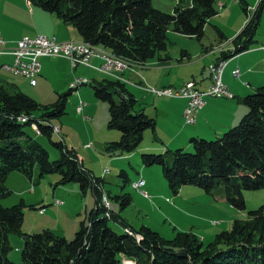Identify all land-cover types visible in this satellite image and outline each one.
I'll return each mask as SVG.
<instances>
[{"label":"trees","instance_id":"16d2710c","mask_svg":"<svg viewBox=\"0 0 264 264\" xmlns=\"http://www.w3.org/2000/svg\"><path fill=\"white\" fill-rule=\"evenodd\" d=\"M33 1L75 26L82 40L104 46L133 63L147 62L168 49L170 25L176 32L202 38L209 20L218 14L217 0H178L173 13L156 8L153 0ZM259 7L233 39L234 51L227 53L226 58L254 44L261 17ZM92 88L98 99L109 104L108 126L121 131L120 139L110 142L109 148L121 154L137 150L144 132L155 130L156 119L137 109V100L118 79L105 77L93 81ZM72 90L61 94L54 103L41 104L14 84L0 83V198L10 193L5 182L12 171L31 176L37 164L42 176L59 172L61 183L79 182L83 190L91 186L96 196L89 222L81 223L72 240L49 229L24 233L20 264H127L128 260L132 264H264V204L250 210L246 219H235L230 229L219 232L206 246L192 232H179L175 238L166 239L146 225L134 228L112 211L110 217L106 216L108 210L101 203L103 194L99 187L103 178L83 170L77 156L63 142L54 143L62 151L57 160H51L49 152L33 138L23 142L21 138L27 135L25 127L33 125V121H37L36 132L39 129L41 134L51 136L50 125L32 115L42 108L41 119L60 117L66 112L67 96ZM242 103L248 112L221 136L214 140L193 138V152L179 148L166 153H143V164L160 165L175 193L186 184L207 192L222 185L221 193L227 202L245 210L244 191L264 188V85L243 97ZM115 198L121 200L123 207L132 200L128 193ZM24 207V202L10 207L0 204V264H17L9 257L13 249L10 234L21 232ZM111 219L120 220L122 232L110 225ZM128 226L138 234H130L125 230Z\"/></svg>","mask_w":264,"mask_h":264},{"label":"rangeland","instance_id":"374dc122","mask_svg":"<svg viewBox=\"0 0 264 264\" xmlns=\"http://www.w3.org/2000/svg\"><path fill=\"white\" fill-rule=\"evenodd\" d=\"M7 1L9 0H0V5L2 4L3 10L7 7ZM177 2L178 0H153V5L160 10L173 13ZM231 3L233 4V7L231 6V12L229 13L230 16L235 18L237 15H240L238 20L241 23L242 19L245 26L249 23L251 15L254 12L256 6L260 3H264V1L246 0V3L242 4L241 1L231 0ZM216 7L218 14L209 20L208 25L205 28V34L202 38L176 32L173 28V25L169 26L167 31V41L168 49L172 54L175 53V49L177 50L184 48L183 44L185 43H198L199 46H201L202 43H213V45H217L218 43L222 44L223 42L233 43V39H231V36L228 32H232L239 24L236 23L235 27L231 28V26L235 23V20L231 19L226 25V19L222 20L219 18L221 11L218 8V4H216ZM244 8H248L249 10L245 11ZM221 31L224 33L227 32L226 34L228 35H225L226 38H228L227 40L221 39ZM262 34L264 36V28L262 30ZM258 36L259 34L256 37ZM18 40L15 42L13 47L7 46V49L0 53H11L14 56L12 49L17 45ZM55 40L58 41L57 39ZM69 41L88 42L84 40ZM93 45H95L96 48L102 52L105 51L117 56L110 49L104 46L96 44ZM120 58L128 62V67L126 69H128L130 65L133 64V62H130L123 57ZM211 59H215L214 55L211 56ZM101 60L102 65L104 60L102 58ZM222 60L227 64L226 59ZM13 63L14 60L11 64L6 65H12ZM208 64L209 63H205L203 65L202 63V69H204V67H206ZM211 66L212 64H210L209 69L212 72L213 70ZM9 71L10 70H0V78L4 80L8 79L16 83L19 79L25 78L30 81L27 76ZM124 71L120 72L118 75L120 77L119 79L121 80L122 73H124ZM84 76V78H90V76ZM212 76L214 78V73ZM78 77L79 76L75 77L74 79H77ZM90 82L93 83L91 80ZM92 83H87L78 87L73 93L67 96L66 112L60 117H53L49 120L46 118L41 119L44 109L41 108L40 110L34 112V115H32L33 117L36 116L40 122L50 125L52 129L51 136L47 133L41 134L36 132L34 128L37 127V121H33V125L31 124L25 127L27 135L23 136L21 140L25 142L26 138H33L42 144V146L49 152L51 160H57L61 157L62 151L54 143H62L63 139H65L66 144L64 142L63 143L67 146L69 151H71V154H73V156H78L77 158L81 164L82 160H84L83 162H85V164H82V169L89 170L92 176L95 178H103L102 182L99 184V187L100 189L105 188L106 193L104 190H102L103 195L101 203L104 204V198L107 197L110 204V211L113 210L112 212L115 215L125 218L128 223L130 222L137 229L143 225H146L152 229L155 228V231L160 233L164 238L170 240L175 238L179 232H192L197 234L199 237L205 238L204 245L206 246L214 240L219 232L230 229L235 219H246L250 210H256L262 204H264V188L257 190H245L244 196L246 199L247 208L245 210H239L232 206L224 198L223 194L221 193L223 189L222 185H218L213 192H207L205 189L199 186L186 184L182 187L185 190L183 195H181V199H176V197L180 195V190L182 188L177 193L171 189L160 165L148 166L146 168V179L152 184L154 188H152L151 191L149 189V191L146 190L144 187L143 190H139L134 186L133 183L134 181L141 178L140 165L142 164V156L141 154L139 155L136 153L131 158H123L125 156L124 154H120L118 151H114V149L109 148L108 145L110 142L105 144L104 150L102 138H105V133L121 134V131L118 129L113 130L108 128L107 124L109 121V104L95 96ZM185 83L186 82H184L178 88L173 89L178 90ZM61 84L62 82L54 80L50 86H45L46 92L44 94L32 96H34L33 98L39 103L42 102L41 104H48V102L53 103L55 100L59 99L60 93L63 94L72 88V86L71 88L69 86L64 90L60 89L62 91H59L58 94L56 92L53 94L54 90L59 88L58 85ZM31 87H33V90L36 91L37 89L41 88V83H39L38 86L35 85ZM153 88L161 89L172 87L150 86L148 89L156 96L171 97L169 95H159L152 91ZM80 90H82L83 95L76 97V94H78ZM91 95H93L97 101L96 105H94L96 112L93 113L96 115H93L89 111L92 117L90 115H84V117H87L85 120L83 116L77 112V108L82 101H84L86 105L87 103L88 105L92 104V102L89 101ZM177 98H185L187 100L186 107L188 106V97L184 95H178ZM152 114L155 115L154 112ZM88 118H94V120L87 121L89 120ZM51 125L59 126L60 131L58 132L57 130H53ZM172 150H176V148ZM193 150V145L190 149H185L187 152H193ZM101 152L103 153L101 154ZM113 158H120V162L124 163L126 167L123 168L116 166L114 161L113 163L111 162ZM167 158L168 162L171 163V153L168 154ZM122 169L127 171L125 175L121 174L123 171ZM61 177L62 175L59 172L46 173L42 176L41 168L38 164L34 167L31 176H28L27 174L17 170L12 171L8 175L5 186L10 191V193L0 198V204L5 207H10L20 202H24L25 204L21 232H14L10 234V241L13 249L9 253V257L15 263L20 264L22 260L21 253L25 242V238L23 236L24 233L32 234L40 232L44 229H49L57 235L64 236L68 240H72L75 237L76 232H78V230L81 228V222H89L91 211L96 206V197L93 188L91 186H87V189L83 190L81 184L75 181L61 183ZM144 191L147 193V195H145ZM124 193L131 195L132 200L130 204L123 207L121 200L115 197ZM109 223L116 230L122 232L123 227L119 223V220L111 219ZM127 229L129 230L130 234H132L131 232L134 231L129 226ZM134 232L136 233V231Z\"/></svg>","mask_w":264,"mask_h":264},{"label":"crops","instance_id":"0c3cea01","mask_svg":"<svg viewBox=\"0 0 264 264\" xmlns=\"http://www.w3.org/2000/svg\"><path fill=\"white\" fill-rule=\"evenodd\" d=\"M243 1L246 3V0ZM6 4L7 7L4 10L2 4L0 5V34L7 41V46L9 47H13L15 42L24 35L35 36L42 34L50 38H55L58 41L82 40L75 26L64 22L55 13L43 10L33 0H9ZM216 4H218V8L221 11L219 18L222 20L226 19V25L231 19L235 20L231 28H234L236 23L239 24L232 32H228L231 39H234L241 32L244 21L241 19V23L239 22L240 15H237L235 18L230 16L231 6L233 7L231 0H217ZM259 6L261 7V17L254 37V44L249 49L231 58H226V54L234 51V43L223 42L217 45H213V43H202L201 46L198 43H185L183 44L184 48L175 49V53L173 54L168 49L161 51L145 63L131 64L122 73L121 80L118 76L99 71L96 67L101 65L102 60L98 57H93L91 59V65L89 66L79 65L74 67L72 62L67 58L45 56L40 59L41 71L37 75L36 86L41 83V88L34 91L31 86L35 85H31L30 81L25 77H23L25 79H19L17 83L0 78V83L14 84L20 91L34 97L32 95L39 96L44 94L46 92L45 86H50L54 80L62 82L61 85H58L59 88H54L53 94L55 92L58 94L59 91H62L60 89L64 90L69 86L71 88L72 84L79 78L83 79L85 77L84 75L90 76V78H84L88 79L89 82L90 80H102L105 77L118 79L125 84L127 91L137 100V109L143 110L157 121L155 130L147 129L144 132L143 141L138 149L132 153L124 154L125 156L123 158H131L136 153L141 154V156L143 153H166L178 147L184 150L190 149L193 138L213 140L237 125L248 112V107L242 103V98L256 92L259 87L264 85V48H262L264 46V36L262 34L264 28V3L256 6L251 17L254 16ZM226 33L221 31V39H228L225 36L228 35ZM258 34L259 36L256 37ZM212 55L215 57L214 60L211 59ZM222 59H226L227 61L223 72V81L235 96L232 98L205 96L204 99L206 102L199 111L196 122L193 124L187 123L185 119V107L187 104L185 98L156 96L148 90L150 86L178 88L189 80L195 81L198 89L206 90L212 83V72L209 69L210 64L217 63ZM13 60L14 56L11 53H0V70L8 71L4 65L11 64ZM202 63L203 65L205 63L209 64L202 69ZM237 69L239 70V75H235L234 73ZM77 76L79 77L74 79ZM80 86L72 87V93ZM82 95V90H80L76 94V97ZM89 101L92 104L88 105L87 103L86 105L82 101L80 104L82 109H78L80 105L77 108V112L84 119L87 118L84 115H90L96 112V108H94L97 102L95 97L91 95ZM48 104H51V102H48ZM153 112L155 115L152 114ZM88 119L87 121L94 120V118ZM108 128L110 127L108 126ZM110 129L116 130L114 128ZM120 137V133H105V138H102L104 150L106 143L117 141ZM63 142L66 144L65 139H63ZM83 161L82 164L84 165L85 162ZM113 161L118 167H126L124 163L120 162V158H113L111 162L113 163ZM147 167L142 162L140 165V179H144L145 181L144 188L151 191L154 187L146 179ZM122 170L127 173L125 169ZM102 190L106 193L105 188ZM184 190L183 188L180 190V195L176 199H181ZM119 223L123 227L120 220ZM130 225L133 226L131 223ZM200 238L203 241L205 240L203 237Z\"/></svg>","mask_w":264,"mask_h":264},{"label":"built area","instance_id":"2783aa9c","mask_svg":"<svg viewBox=\"0 0 264 264\" xmlns=\"http://www.w3.org/2000/svg\"><path fill=\"white\" fill-rule=\"evenodd\" d=\"M5 49H7V43L0 35V52H4ZM12 53L15 56L14 63L12 65H4V67L12 72L27 76L32 85L37 84V75L41 71L40 58L43 56H63L68 58L73 66L90 65V59L93 56H98L104 60V63L96 68L99 71L113 76H118L120 72L128 67V62L123 61L121 58L109 57L106 52H99L95 45H87L84 42L74 41L58 42L44 35L22 37L12 49ZM225 65L226 62L223 60L217 64H212L211 68L213 70L212 74L214 73V78L212 76V83L206 90H200L196 87L194 81H188L178 90L173 88H153L152 91L159 95H169L171 97L184 95L188 97L189 103L185 109V119L187 123L193 124L196 122L198 113L206 102L204 99L205 96L233 97L234 94L223 81ZM234 73L235 75H239V70H235ZM118 78L120 77L118 76ZM88 82V79L79 78L72 84V87H77ZM78 109L81 110L82 106L80 105ZM21 117L27 116H20L19 118ZM51 126L53 130L60 131L59 126ZM37 132L41 133L39 129H37ZM134 186L139 190H143V187H141V179L135 181ZM144 193L147 195L145 191ZM103 203L108 210L105 215L110 217V204L107 197L104 198ZM125 230L128 229L126 228ZM126 262L127 264H132V261L128 260Z\"/></svg>","mask_w":264,"mask_h":264},{"label":"bare ground","instance_id":"6f19581e","mask_svg":"<svg viewBox=\"0 0 264 264\" xmlns=\"http://www.w3.org/2000/svg\"><path fill=\"white\" fill-rule=\"evenodd\" d=\"M85 43V42H84ZM87 45H90V44H88V43H86ZM98 50V49H97ZM99 52H102V51H100V50H98ZM103 52H105V51H103ZM107 53V55L109 56V57H115V58H120V57H117V56H115V55H113V54H111V53H108V52H106ZM122 59V58H121ZM123 61H125V62H127L126 60H124L123 59ZM224 72V71H223ZM233 96H235V95H233ZM144 185H145V181H144V179H141V187H144ZM138 238H139V236H137Z\"/></svg>","mask_w":264,"mask_h":264}]
</instances>
